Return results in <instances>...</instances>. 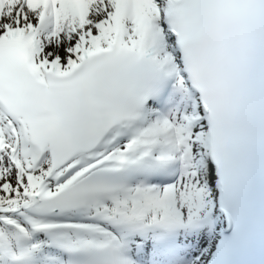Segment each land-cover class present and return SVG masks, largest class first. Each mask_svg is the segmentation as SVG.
<instances>
[{
  "label": "snow or ice",
  "instance_id": "6c2138e0",
  "mask_svg": "<svg viewBox=\"0 0 264 264\" xmlns=\"http://www.w3.org/2000/svg\"><path fill=\"white\" fill-rule=\"evenodd\" d=\"M0 264H264V0H0Z\"/></svg>",
  "mask_w": 264,
  "mask_h": 264
}]
</instances>
